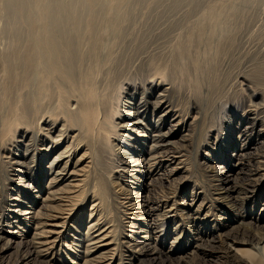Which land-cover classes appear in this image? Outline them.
Returning a JSON list of instances; mask_svg holds the SVG:
<instances>
[{"label": "rangeland", "instance_id": "obj_1", "mask_svg": "<svg viewBox=\"0 0 264 264\" xmlns=\"http://www.w3.org/2000/svg\"><path fill=\"white\" fill-rule=\"evenodd\" d=\"M10 1L0 0V264H62L56 257L66 253L69 264H264V170L255 162L264 161V0H100L95 21L103 45L93 93L101 100L88 115L96 125L77 113L72 97L61 109L63 89L40 100L23 67L34 0ZM88 46L81 53L85 72L92 67ZM81 70L72 75L80 87ZM83 152L89 178L77 197L60 187L81 178L66 179ZM55 156L60 163L52 166ZM149 166L154 175L146 174ZM100 180L112 218L102 223L91 192ZM128 185L139 187L133 196L122 195ZM133 197V209L125 210L121 201ZM48 214H57L56 235L42 224ZM96 222L115 229L105 259L92 262L83 234ZM77 233L79 259L71 250ZM233 242L254 247L256 261L229 249Z\"/></svg>", "mask_w": 264, "mask_h": 264}, {"label": "bare ground", "instance_id": "obj_2", "mask_svg": "<svg viewBox=\"0 0 264 264\" xmlns=\"http://www.w3.org/2000/svg\"><path fill=\"white\" fill-rule=\"evenodd\" d=\"M12 3L14 4L16 1L14 0H11ZM11 1L9 3H11ZM29 1V0H28ZM31 1V0H30ZM29 1V2H30ZM112 1V0H111ZM18 2L17 1V5H18ZM26 2V1H25ZM32 2V1H31ZM22 3V2H21ZM34 5H35V9H33V13L29 16V19H28V22L29 25V28H30V37L28 39V48H27V53H26V57L23 61V67L25 68L24 70L26 71V73L24 72V74L27 76V79L29 81V83H31L34 87V90L36 92V90H39L41 91V97H40V100H45L46 97H48L50 95V92L52 90V88H58V89H63L62 91L61 90H58V95L57 97L59 96L58 98V103L62 109V101H64L66 99V101L68 100L69 97H72L74 98V100L76 101V104L78 105V109H77V113L81 112V113H84L86 114V117L89 118V121H90V124H91V121L93 119V124L96 125V121L94 120L95 116L92 117H88L89 114L92 115H96V111H90V109L92 108V106H94V104H96L95 101L99 102V97L96 98L95 94L93 93L95 87H96V78L94 76L95 72H96V68L97 66L99 65V59L97 60L98 57V48L100 46L103 45V42H102V38L100 37V33H98L99 29L100 28H97L99 26L98 23H96L97 19L96 18H100V14L97 15L98 13H101V10H103V8L101 9L100 5H101V1L100 0H54V1H49V0H34L33 1ZM32 3V4H33ZM31 4V5H32ZM105 4V2H104ZM109 4V3H108ZM20 5V4H19ZM23 5V4H22ZM110 5V4H109ZM107 6V5H106ZM105 6V7H106ZM12 7H16V6H12ZM12 7L10 6V8L12 9ZM19 7V6H18ZM27 7V6H25ZM104 7V8H105ZM7 9H9V7H5ZM29 8V7H28ZM101 10H100V9ZM110 8V6H109ZM108 8V9H109ZM9 9V10H11ZM24 9V8H23ZM100 10V11H99ZM29 11V10H28ZM93 11V14H91V12ZM13 12L15 13V8L13 10ZM19 13V10L16 11ZM22 12V10H21ZM12 13V16L11 18H13V14ZM104 13H108V11H104ZM20 14V13H19ZM28 14V13H27ZM11 14H9L10 16ZM16 16V15H15ZM89 16L91 17L89 20H87L89 18ZM19 18V15L17 16ZM107 17V16H106ZM11 18L9 19V21L11 20ZM15 19V18H14ZM17 19V18H16ZM20 19V18H19ZM18 19V20H19ZM102 19V18H101ZM17 20V22H19ZM85 20V21H84ZM96 20V21H95ZM103 20V19H102ZM16 22V20H14ZM14 21L12 20V22L14 23ZM99 21V19H98ZM10 22V23H12ZM89 22V23H88ZM64 23V24H63ZM9 24V23H8ZM17 24V23H16ZM88 24V25H87ZM10 25V24H9ZM89 26V27H88ZM8 27V26H7ZM14 27V26H13ZM12 27V28H13ZM18 27V26H16ZM10 29V28H8ZM102 29H100L101 31ZM8 31V30H7ZM12 32V31H11ZM10 32V33H11ZM77 32V34L75 33ZM87 32V33H86ZM71 33V34H70ZM71 36H70V35ZM90 35L87 39L85 40H82V36L83 35ZM99 34V35H98ZM103 37V35H102ZM89 42V46H88V51L90 53V56H91V60L90 62H92L91 64V69H89L90 71L88 72H85L86 69H84L82 67V60H81V53H82V49L83 47H85L86 43ZM97 50V51H96ZM22 52V51H21ZM13 53V52H12ZM10 54V53H9ZM20 55V54H19ZM2 56V55H1ZM0 56V57H1ZM6 56V54H5ZM9 57V56H8ZM22 57V56H21ZM2 59V57H1ZM14 59V58H13ZM7 62H9L7 60ZM19 62V60H18ZM8 67V66H7ZM87 67V66H86ZM82 69L81 70V73L82 75L80 76L79 78V82L81 83V81L84 80V84L82 87H80V85L74 83L73 81H75V72L77 69ZM89 68V67H88ZM15 69V68H14ZM84 71V72H83ZM4 72L5 69H4ZM86 73V74H84ZM72 75H74L72 77ZM60 76L61 79L59 80V82H56L54 81L55 77H58ZM79 76V75H78ZM77 76V77H78ZM36 77H37V80H36ZM81 77L83 78V80H81ZM36 80V81H35ZM154 81V80H153ZM261 85V84H260ZM31 87V86H30ZM46 90V92H45ZM48 91V92H47ZM34 97H32L33 99ZM45 98V99H44ZM77 99V100H76ZM101 100V99H100ZM73 102V100H72ZM165 102V101H164ZM101 103V102H100ZM97 105V104H96ZM71 106V105H70ZM159 107V106H158ZM68 109H69V106H68ZM73 109V108H72ZM58 110V109H57ZM116 110V109H114ZM247 110V109H246ZM117 111V110H116ZM114 112V111H113ZM98 113H99V110H98ZM112 113V112H111ZM63 114V113H62ZM116 114V112L114 113ZM118 114V113H117ZM46 116V115H45ZM112 117V116H111ZM118 117V116H117ZM57 118V117H56ZM69 118L71 119L72 117L69 116ZM91 118V119H90ZM7 119H10L8 122L11 124L12 123V112L9 114V117H7ZM85 124L87 126V130H88V127L90 126V124H88V119L85 118ZM48 121V120H47ZM6 122V121H5ZM111 122V121H110ZM98 123V122H97ZM113 123V122H112ZM111 123V124H112ZM115 124V123H114ZM113 124V125H114ZM6 125V124H5ZM9 125V124H8ZM117 125V124H116ZM96 127V126H95ZM113 127V126H112ZM111 127V128H112ZM10 128V127H9ZM91 128V129H90ZM94 128V127H93ZM92 125L89 127V130H92ZM110 128V126L108 127ZM114 128V127H113ZM59 130V129H58ZM63 130V129H62ZM116 131V130H115ZM8 132V131H7ZM64 132V131H63ZM43 133V132H42ZM51 133V132H50ZM8 134V133H7ZM10 134V133H9ZM168 134V133H167ZM59 135V134H58ZM6 136V135H5ZM120 137V136H119ZM61 138V137H60ZM116 138V137H115ZM51 139V138H50ZM58 139V138H57ZM118 139V138H117ZM160 141V140H159ZM55 142H56V139H55ZM113 145V144H112ZM183 146V145H182ZM54 147V146H53ZM68 147V146H67ZM64 150V149H63ZM183 150V148H182ZM65 151V150H64ZM114 151V150H113ZM47 153V152H46ZM264 152L260 153L261 155L263 154ZM84 155V152L81 154V156H79L78 158L75 157L74 160H73V165H72V169L67 171V175L68 177L66 179H70L72 177H74L75 173L77 176H81V178L79 180H77L75 177L74 179H76L74 181V179H70V181H68L69 183L67 185H62L64 189H62V186L59 188L60 190H64V191H74V192H78L76 193L77 194V197H79L80 195H82L83 193H85V189H83L85 187V182H87V178L88 177V171L89 169H87V166L84 164V161L85 160H82V156ZM249 155V154H248ZM257 155V154H256ZM58 156V155H57ZM57 156H55L51 162L52 166L53 164H55L54 162L56 161V163H60V161L58 162L59 159H57ZM60 156V155H59ZM61 156H64V155H61ZM60 156V157H61ZM67 157V156H66ZM263 157V155H262ZM247 158V157H246ZM84 159V158H83ZM255 162L258 164V167L259 168H256V169H260V170H264V161L261 160V158L259 156H255ZM241 160V159H240ZM239 160V161H240ZM251 161V160H250ZM243 162V161H242ZM241 162V163H242ZM246 162H248L246 160ZM253 162V161H252ZM254 162V163H255ZM249 163V162H248ZM255 163V164H256ZM50 164V165H51ZM68 164V162L66 161L64 163V167L62 168L63 171H65V167H67L66 165ZM239 164V162H238ZM256 164V165H257ZM152 166H154L152 164ZM53 168V167H52ZM152 167H148L147 168V171H146V174L151 176L153 174V168L151 169ZM242 169V168H241ZM256 169L254 168L255 172H256ZM59 171V170H58ZM61 171V170H60ZM59 171V172H60ZM83 172V173H82ZM58 173V172H57ZM80 173V175H79ZM82 173V174H81ZM64 174V173H63ZM66 175V174H65ZM66 175V176H67ZM154 175V174H153ZM65 176V177H66ZM90 176V175H89ZM250 176V175H249ZM254 176V175H253ZM263 177V175H262ZM54 178V176L50 179V181H52ZM251 178V177H249ZM258 178V177H257ZM56 179V178H54ZM87 180V181H86ZM249 180V179H248ZM259 180H262V179H259ZM251 181H252V178H251ZM263 181V180H262ZM101 183H98V181L95 184L93 190H91L93 196H95L98 201H97V205L94 204L96 206V214L98 217V220L101 219V223L103 221H105L103 218H106V219H109V205H107V198H106V195H105V189H106V184H104L101 180L99 181ZM213 182V181H212ZM261 182V181H260ZM73 183L71 185V187H66V186H70V184ZM62 184V183H61ZM127 184V183H126ZM129 184V183H128ZM256 185V183H254ZM125 185V184H124ZM132 185V184H130ZM73 186V187H72ZM89 186V185H88ZM92 186V187H93ZM129 186V185H128ZM49 187L50 184H49ZM87 187V185H86ZM119 187V186H118ZM131 189H128L127 190V193L125 194H122V195H132V190L135 188H138V185L135 186V188L129 186ZM73 188H76V189H73ZM78 188V189H77ZM88 189V188H87ZM123 189V188H122ZM223 190V189H222ZM235 190V189H234ZM56 191V190H55ZM54 191V193H55ZM59 191V190H58ZM124 191V190H123ZM50 192V191H48ZM73 192V193H74ZM88 192V191H87ZM56 193H59V192H56ZM63 192L61 191L60 194H62ZM72 193V192H71ZM123 193V192H122ZM134 194V192H133ZM55 195V194H54ZM52 195V196H54ZM57 195V194H56ZM63 195V194H62ZM68 195V194H67ZM70 195V194H69ZM68 195V197H70ZM66 196V195H64ZM56 197H60V196H56ZM76 197V196H75ZM121 197V196H120ZM51 198V196H50ZM67 198V197H65ZM136 197H133V199H130L128 200L127 202H122V204H127V206L125 207V210H131L133 209L132 206H134L135 204L134 203H131V201H134ZM48 199V198H47ZM47 199H45V201H47ZM56 199V198H54ZM60 199V198H59ZM58 199V200H59ZM71 199V198H70ZM72 199H73V194H72ZM127 198H123V200H125ZM64 200V199H62ZM77 200V199H76ZM50 201V200H49ZM51 201L52 198H51ZM50 201V202H51ZM68 201V200H67ZM63 202V201H61ZM66 202V200H65ZM74 202V200H73ZM71 202V203H73ZM120 202V203H121ZM49 203V202H48ZM47 203V204H48ZM53 203V202H52ZM52 203H49L50 207H54ZM57 203V202H56ZM68 203H70L68 201ZM63 204V203H62ZM123 204V205H124ZM133 204V205H132ZM55 205V204H54ZM64 205V204H63ZM67 205V204H66ZM69 205V204H68ZM67 205V206H68ZM74 205V204H73ZM93 205V204H92ZM59 206V205H58ZM65 206V207H67ZM72 206V205H71ZM98 206V208H97ZM125 206V205H124ZM44 207V206H43ZM56 207V206H55ZM70 207V205H69ZM74 207V206H73ZM111 207V206H110ZM49 208V207H48ZM48 208H44L45 210L48 209ZM51 209V208H50ZM53 209V208H52ZM51 209V211H52ZM56 209V208H55ZM64 209V208H63ZM67 209V208H66ZM70 209V208H69ZM72 209V207H71ZM70 209V210H71ZM93 206L92 208H90V210H93ZM58 210V209H57ZM75 210V209H74ZM47 211V210H46ZM49 211V210H48ZM55 211V210H54ZM62 211V210H61ZM72 211V210H71ZM41 212V211H40ZM50 212V211H49ZM53 212V211H52ZM93 212V211H92ZM26 213V212H25ZM33 213V212H32ZM48 213V212H47ZM57 213V212H56ZM62 213V212H61ZM66 213V212H65ZM64 213V214H65ZM112 213V211H111ZM36 214V213H35ZM37 214L38 216L39 213L37 211ZM43 213H41L42 215ZM45 214V213H44ZM54 214V213H53ZM63 214V213H62ZM113 214V213H112ZM129 214V213H128ZM131 214V212H130ZM151 213H148L147 216L151 218L152 215H150ZM178 214V213H177ZM180 214V213H179ZM178 214V215H179ZM57 215V214H56ZM56 215H50L48 214L47 216H45L44 218V222L43 223H46L49 222V232L52 233L53 235H56L59 231H60V222H57V218H55ZM60 215V214H59ZM111 215V214H110ZM63 216V215H62ZM91 216V215H90ZM89 216V217H90ZM112 216V215H111ZM139 215H136V217H138ZM160 216V215H159ZM64 217V216H63ZM66 217V216H65ZM70 217V214L69 216ZM93 217V215H92ZM33 218H35V216H33ZM37 218V217H36ZM41 217V219H43ZM78 218V217H77ZM176 218V217H175ZM179 218V217H178ZM38 219V218H37ZM36 219V220H37ZM110 219H112L110 217ZM109 219V220H110ZM28 220V219H27ZM62 220V219H61ZM103 220V221H102ZM32 221V220H31ZM40 220H38L39 222ZM67 221V219H66ZM65 221V223H66ZM115 221V220H114ZM94 222V221H93ZM110 222H113L110 221ZM176 223H178V221L176 220L175 221ZM32 223V222H31ZM36 223V222H35ZM108 223V222H107ZM114 224V223H111V225ZM184 224V222H183ZM187 224V223H186ZM65 225V224H64ZM91 225V223H90ZM105 225V224H104ZM104 225H101L100 223H94V225H91L90 227H88V230L83 234L85 236V248L82 249L83 250V253L85 254H88L87 251L90 250V258L88 260L92 261V262H95L97 261L98 259H100V257H104L103 259H105L106 257V254L111 250V243L113 242V237H111V235L113 236L112 234V231L113 229H115L114 227L110 226V230L109 228H105ZM107 225V224H106ZM115 225V224H114ZM39 226V225H37ZM35 227V226H34ZM111 227L113 229H111ZM184 227V226H183ZM188 227V226H187ZM182 228V233L184 232L185 236L187 237L189 235V231L191 232V230L188 231V228ZM63 228V227H62ZM42 229H43V225H42ZM45 229V228H44ZM73 229V228H72ZM76 229V228H75ZM91 230H92V233H91ZM44 231V230H43ZM47 231V230H46ZM115 231V230H114ZM17 232V231H16ZM63 232V231H62ZM60 232V233H62ZM78 232V231H77ZM34 233H38V232H35ZM67 233V232H66ZM95 233V234H94ZM122 233V232H121ZM183 234V235H184ZM61 235V234H60ZM82 234L80 233H77L76 236L77 237H74L72 242H71V250L74 251L75 255H74V258L75 259H79L80 257V254L82 253V250L80 251L79 250V245H80V236ZM33 236V235H32ZM35 236V234H34ZM33 236V238H34ZM38 236V234L36 235ZM40 236V235H39ZM38 236V237H39ZM44 236V235H43ZM20 238V237H19ZM120 238V237H119ZM226 238H229V237H226ZM232 238V237H231ZM251 238V237H250ZM32 239V238H30ZM37 239V238H36ZM257 239V238H256ZM29 240V239H28ZM26 240V241H28ZM53 240V239H52ZM233 240V239H232ZM34 241V240H33ZM44 241V240H43ZM58 241V239L54 242ZM41 242V241H39ZM125 242V241H124ZM123 242V243H124ZM239 242V241H238ZM33 243V242H31ZM82 243V242H81ZM84 243V242H83ZM35 244H38V242H36ZM8 245V244H6ZM40 245V244H39ZM53 245V244H52ZM61 244H59L60 246ZM113 245V244H112ZM243 244H238L236 245L234 242L232 243V245L230 244L229 249H236L240 252V254L242 255V257L247 256L252 258L253 260L256 261V257H255V252H253L251 249L254 248V247H251V249H245L243 247H241ZM250 245V244H249ZM38 246V245H37ZM65 246V245H64ZM69 245H66L65 247H67ZM124 246V245H123ZM252 246V245H251ZM4 247V246H3ZM2 247V248H3ZM55 247V246H54ZM196 247H198L196 245ZM201 247V246H200ZM35 248H36V245H35ZM46 248V247H44ZM50 248V247H49ZM61 248V247H60ZM81 248V247H80ZM4 249V248H3ZM37 249H40L39 247ZM36 249V250H37ZM43 248H41L42 250ZM202 249V247H201ZM45 250V249H44ZM47 250V248H46ZM51 250V249H50ZM70 250V251H71ZM228 250V248H227ZM235 250V251H236ZM254 250V249H253ZM38 251V250H37ZM197 251V249H196ZM232 251V250H231ZM64 252V251H63ZM113 252V251H112ZM132 252V251H131ZM204 252V251H203ZM52 256L50 258L49 254ZM47 251H43L40 252L39 250V254L37 255H41L42 258H45V259H53L54 258V253L52 252H48ZM115 253V252H114ZM237 253V252H236ZM34 254V253H33ZM56 254H58L56 252ZM65 254V253H64ZM85 254V255H86ZM226 254V252H225ZM238 253V257L241 259V257L239 256L240 255ZM65 256H63L62 254H59L56 259L58 260L59 263H62V264H69V261H68V258H69V253L65 254ZM109 255V254H108ZM107 255V257H108ZM114 257H115V254H113ZM128 256L125 257V261L129 262L130 259H132V255L130 254H127ZM237 255V254H235ZM112 256V255H111ZM196 256V255H194ZM231 256V255H230ZM229 256V257H230ZM73 257V256H72ZM84 257V255H83ZM88 257V255H87ZM98 257V258H97ZM228 257V256H227ZM234 257V256H233ZM237 257V258H238ZM93 258H96L93 260ZM123 258V257H122ZM238 258V259H239ZM246 259H248L247 257H245ZM244 258V259H245ZM227 259V258H226ZM243 259V260H244ZM69 260H72L69 258ZM237 260V259H236ZM242 260V261H243ZM249 260V259H248ZM247 260V262H248ZM54 261V260H53ZM68 261V262H67ZM235 261V259H234ZM233 261V262H234ZM245 261V260H244ZM259 261V260H258ZM261 261V260H260ZM67 262V263H66ZM107 262V260L105 261H98L96 264H108V263H105ZM240 262V261H239ZM71 263V262H70ZM250 263V261H249ZM258 263V262H257ZM75 264V263H74ZM84 264H87L84 263ZM239 264V263H237ZM241 264V263H240ZM252 264V263H251Z\"/></svg>", "mask_w": 264, "mask_h": 264}]
</instances>
